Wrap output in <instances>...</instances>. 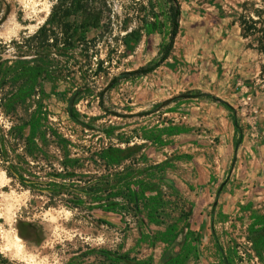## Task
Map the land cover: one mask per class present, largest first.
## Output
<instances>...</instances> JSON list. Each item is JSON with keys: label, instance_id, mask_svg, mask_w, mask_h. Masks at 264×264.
Segmentation results:
<instances>
[{"label": "rangeland", "instance_id": "obj_1", "mask_svg": "<svg viewBox=\"0 0 264 264\" xmlns=\"http://www.w3.org/2000/svg\"><path fill=\"white\" fill-rule=\"evenodd\" d=\"M178 1L171 56L125 78L166 0H99L85 32L40 30L55 0H0V264H264V54L240 26L264 0ZM197 90L234 107L237 150Z\"/></svg>", "mask_w": 264, "mask_h": 264}, {"label": "trees", "instance_id": "obj_2", "mask_svg": "<svg viewBox=\"0 0 264 264\" xmlns=\"http://www.w3.org/2000/svg\"><path fill=\"white\" fill-rule=\"evenodd\" d=\"M169 7L164 13V21H160L157 15H153L152 20L146 23L145 29L148 34L160 33L163 34L162 42L159 45L156 58L149 61L145 65L129 72L122 73L125 78L127 76H145L158 67H160L172 54L174 49L175 38L179 32L181 8L178 0H166ZM99 0H55L52 6L51 12L41 27V31L46 30L48 25H53L57 21H63L77 15L81 21V29L85 32L89 28H96L101 20V9ZM153 11V8H152ZM252 15H244L240 18V26L242 30V36L244 38L253 37L256 45V49L259 53L264 54V7L253 9ZM165 22V23H164ZM162 24L166 25L167 29L163 33L161 31ZM65 27H69L68 23H64ZM261 73L264 74V65L262 66ZM117 83V79L114 78L109 83L107 88H112ZM19 99L25 98L29 91L26 89L20 91ZM190 93H187L188 95ZM196 98L209 99L215 103L221 105L230 113L232 123L236 129V139L234 147L237 148L243 141V129L240 126L236 110L228 102L202 91H195L193 93ZM184 94L180 95L183 96ZM128 203L137 204L140 197L135 191H129Z\"/></svg>", "mask_w": 264, "mask_h": 264}]
</instances>
